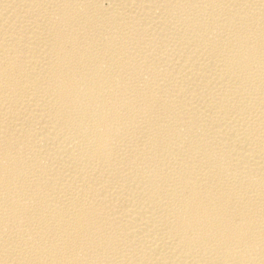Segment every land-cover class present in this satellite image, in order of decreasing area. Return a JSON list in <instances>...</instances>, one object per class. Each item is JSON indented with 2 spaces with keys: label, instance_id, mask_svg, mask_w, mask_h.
Here are the masks:
<instances>
[{
  "label": "bare ground",
  "instance_id": "bare-ground-1",
  "mask_svg": "<svg viewBox=\"0 0 264 264\" xmlns=\"http://www.w3.org/2000/svg\"><path fill=\"white\" fill-rule=\"evenodd\" d=\"M0 264H264V0H0Z\"/></svg>",
  "mask_w": 264,
  "mask_h": 264
}]
</instances>
